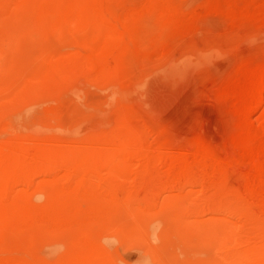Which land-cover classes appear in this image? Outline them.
<instances>
[{"label": "rangeland", "instance_id": "374dc122", "mask_svg": "<svg viewBox=\"0 0 264 264\" xmlns=\"http://www.w3.org/2000/svg\"><path fill=\"white\" fill-rule=\"evenodd\" d=\"M262 180L264 0H0V264H264Z\"/></svg>", "mask_w": 264, "mask_h": 264}, {"label": "bare ground", "instance_id": "6f19581e", "mask_svg": "<svg viewBox=\"0 0 264 264\" xmlns=\"http://www.w3.org/2000/svg\"><path fill=\"white\" fill-rule=\"evenodd\" d=\"M189 148H192V147H189ZM207 149H208V148H207ZM188 150H189V149H188ZM199 153H200V152H199ZM211 153H212V152H211ZM216 153H217V152H216ZM212 154H214V153H212ZM43 155H44V154H43ZM64 155H65V154H63V156H64ZM45 156H46V155H45ZM65 156H66V155H65ZM213 156H214V155H213ZM199 157H200V156H199ZM199 157H197V158H199ZM250 157H251V156H250ZM258 157H259V156H258ZM258 157H257V158H258ZM68 158H69V157H68ZM158 158H159V157H158ZM214 158H215V157H214ZM253 158H254V157H253ZM257 158H256V159H257ZM259 158H260V157H259ZM80 159H81V158H80ZM86 159H87V158H86ZM187 159H190V158L187 156ZM187 159H186V160H187ZM83 160L86 161L85 159H83ZM83 160H82V161H83ZM87 160H88V159H87ZM218 160H220V159H218ZM221 160H222V159H221ZM254 160H255V159H254ZM74 161H75V159H74ZM82 161L80 160V162H82ZM189 161H191V159H190ZM252 161H253V159H252ZM259 161H260V160H259ZM203 162H204V161H203ZM78 163H79V160H78ZM186 163H187V161H186ZM186 163H185V164H186ZM190 163H191V162H190ZM201 163H202V162H201ZM260 163H261V162H260ZM254 164H255V163H254ZM262 164H263V163H262ZM177 165H178V164H177ZM188 165H189V164H188ZM199 165H200V164H199ZM257 165H258V164H257ZM223 166H224V164H223ZM255 166H256V165H255ZM214 167H215V166H214ZM258 167H259V165H258ZM256 168H257V167H256ZM261 168H262V167H261ZM66 169H67V168H66ZM174 169H175V168H174ZM209 169H210V166H209ZM262 169H263V168H262ZM211 170H212V168H211L209 171H211ZM224 171H225V170H224ZM254 171H255V170H254ZM218 174H219V173H218ZM261 176H262V175H261ZM257 178H258V177H257ZM260 179H261V178H260ZM254 181H256V180H254ZM262 181H263V180H262ZM263 182H264V181H263ZM255 183H256V182H255ZM255 183H254V184H255ZM262 184H263V183H262ZM251 185H252V184H251ZM260 185H261V183H260ZM262 186H263V185L259 186V188H261ZM250 187H251V186H250ZM263 187H264V186H263ZM253 188H254V187H253ZM259 188H258V189H259ZM253 190H255V189H253ZM255 193H256V192H255ZM258 193H259V192H258ZM258 193H257V194H258ZM242 194H243V193H242ZM252 194H253V193H252ZM249 195H250V194H249ZM254 195H255V194H254ZM259 196H261V195H259ZM262 196H263V195H262ZM255 197H256V196H255ZM252 198H253V197H252ZM248 200H249V199H248ZM253 201H255V200H253ZM250 202H251V200H250ZM252 203H253V202H252ZM261 203H262V201H261ZM263 203H264V202H263ZM249 204H250V203H249ZM254 204H255V203H254ZM258 206H260V205L258 204ZM262 206H263V205H262ZM262 206H261V207H262ZM263 212H264V211H263Z\"/></svg>", "mask_w": 264, "mask_h": 264}]
</instances>
